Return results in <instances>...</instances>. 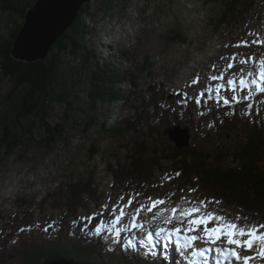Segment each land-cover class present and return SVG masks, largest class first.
Returning a JSON list of instances; mask_svg holds the SVG:
<instances>
[{
  "label": "rangeland",
  "instance_id": "obj_1",
  "mask_svg": "<svg viewBox=\"0 0 264 264\" xmlns=\"http://www.w3.org/2000/svg\"><path fill=\"white\" fill-rule=\"evenodd\" d=\"M91 3L95 16L87 21V24L94 32L92 42L103 63L108 60L125 77V83L120 87L124 97L113 104V114L108 122L110 131L105 132L101 124H98L94 125L90 132L84 133L85 135L72 132L74 134L71 133L69 142L62 141L52 149L38 143L27 149H20L10 158L1 152L0 249L5 242L7 245L15 244L21 247L22 242L27 239L24 234L30 226L31 229H35V225L50 229L54 219L64 217H69V222H93L94 226L99 220H103L108 232H114L118 227L122 231V237L131 239L135 244V236L146 237L149 230L159 227L170 229L173 226L165 224L164 220L171 216L172 207L188 206L187 201L181 200V197L211 200L213 196H221L225 198L221 200L222 204H209L208 210L225 214V209H231L232 197L229 194L220 190L226 196L218 195L215 188L211 190V194L210 191L202 192V189L208 188V183L200 181L199 178L204 170L195 171V168L206 169L215 163L224 169H240V164L232 155L246 144L245 138L243 136L241 140L232 132L225 133L224 130L213 127L212 123L219 118L214 119L212 115L203 114L206 116L205 122L201 121L199 127L188 124L182 127L187 130V136L181 132L178 142H188L186 146L177 148L184 149L180 151L182 154H179L184 160L182 167H185L188 174L198 173V177L194 176L191 185L184 189L185 192L181 191L184 195L176 199L157 197L159 191H155L164 186L161 183L169 182V176L179 173L173 169L169 171L170 174L165 175V167L167 169L172 165L170 162L168 164L161 156L147 157L150 165L144 167L147 171L142 175L130 166L131 159L128 161L129 156L136 152L139 143L144 141L152 146L145 142L146 148L141 152L174 149L176 142L165 135L166 126H161L159 131L153 129L155 133L149 134L145 128L144 134L141 128L135 132L116 131L114 128L120 125L127 127V120L135 119L133 116L136 108L151 106V112L154 103H157V109L169 106L173 114L181 118L179 97L191 94L192 88L204 90L200 85L202 81L211 85L209 92L214 89L213 98L217 99L218 105L249 114L250 104H255L251 100L256 98L260 101L258 105L264 110V94L252 92V99L241 104L232 99V96H242L245 93H232L233 86L222 87L219 94L215 92L216 87L225 85L228 79H239L248 71L260 69V61L264 60V0H229L226 6L222 3L208 4L204 0H91ZM245 9H248V12H244ZM240 13L245 15L244 18H241ZM17 22L20 20L15 16L0 12V35L7 36ZM241 60L245 63H240ZM229 63L234 65L233 68H228ZM241 69L244 70L243 73ZM196 72L197 76L191 80ZM221 74L225 77V81L221 83L210 79L212 75ZM197 78L198 83L187 82ZM238 86L235 85L237 88ZM11 87V83L2 79L0 74V100ZM220 94L227 96L224 100L228 99L230 103L225 105L223 99H218ZM196 103L192 105L198 114L206 113V108L214 107H207L200 99H197ZM201 105L204 107L201 108ZM226 109L222 107L220 111L225 112ZM65 114H68L67 107L63 104L56 105L52 124L62 123ZM41 139L44 140V135L37 133V140ZM96 145H100V153L93 158L91 150ZM179 156L173 163L179 161ZM117 165H123V172L126 171L125 168L130 170L128 178L114 174L113 166L118 168ZM261 166L264 168V163ZM138 179L141 180L140 183ZM202 179H205L204 174ZM146 181L156 182L159 188L149 187L150 195L136 197L132 208L126 209L128 215L119 224L112 223L113 205L126 203L129 196L147 189ZM240 186L237 192L247 189L241 184ZM190 189L196 191L191 192ZM83 192L88 194L81 197ZM242 193H248L247 197H251L252 191L248 188ZM68 195L71 200L67 199ZM121 196L124 197L123 202L120 201ZM149 197L152 200L164 199L166 202L157 205L153 213L147 210L140 213V222L147 225L146 229L127 228L126 225L131 223V213L140 204H150ZM244 199L246 200L245 197ZM245 200L237 199L234 203L246 206L249 202ZM104 205L108 206L107 209L103 208ZM102 211L103 215H100ZM93 214H96V219L84 222V218ZM228 214L234 217L239 213ZM244 216L248 219L245 221L242 218L241 224H264V205L257 207L256 211H248L247 215H241ZM9 231L11 236L7 235ZM45 232L49 233V230ZM143 251L147 255H141L142 257L151 256L149 251ZM257 251L258 246L249 255L255 257L256 264H264V258H260ZM38 259L40 260L35 263L41 264L44 257ZM6 264L23 262L13 256Z\"/></svg>",
  "mask_w": 264,
  "mask_h": 264
},
{
  "label": "trees",
  "instance_id": "obj_2",
  "mask_svg": "<svg viewBox=\"0 0 264 264\" xmlns=\"http://www.w3.org/2000/svg\"><path fill=\"white\" fill-rule=\"evenodd\" d=\"M36 1L0 0V12L15 16L20 20L15 23V28L11 29L7 36L0 35V74L2 79L8 80L12 85L9 92L0 100V154L3 152L9 158L20 149H27L38 143H43L44 147L52 149L62 141L69 142L72 132H76L77 135L79 133L86 134L94 125L101 124L105 132L110 131L108 122L113 114V104L121 101L124 97L120 87L125 83V77L108 60L103 63L92 42L94 32L87 24V21L94 19L95 16L91 1L83 6L78 19L57 41L45 60L26 63L12 57L13 44L24 25L26 13ZM228 1L204 0L208 4L222 3L225 6ZM248 9H245L244 12H248ZM239 15L241 18L245 16L242 13ZM191 102L192 104L196 103L195 98L191 95L186 94L181 98L179 105L182 108V111L180 109L181 118L174 115L168 108L169 106L157 109V103L152 105L151 112V106H145L142 109L136 108L133 116L134 121L127 120V127L120 125L114 129L135 132L141 128V132L144 134L143 129L145 128L149 134V132L155 133L153 129L159 131L161 126L167 128L172 124L192 126L197 123L198 127L202 119L206 117L203 114L212 115L214 119L219 118V121L217 119L212 123L213 127L224 130L225 133L232 132L241 140L244 136L246 144L232 155L233 159L240 164L238 170L224 169L217 166L216 163L209 167L204 165L207 170L195 168V171L204 170L202 174L205 179H202V174L199 178L200 181L208 183V188L202 189V192L209 193L210 191L209 194H211V190L215 188L218 195L229 194L232 197L231 209L227 208L230 213L247 215L250 210L256 211L257 207L264 205V168H261V164L264 163V110L260 105H257L251 106L247 115L237 109H230L223 113L220 109L222 107L224 109V106L215 105V108L210 107L206 113H201L197 118H194ZM205 103H208L209 106L213 105L210 101ZM58 104L65 105L68 114H65L62 123L54 125L51 120ZM154 120L156 121L153 124ZM37 133L43 134L44 140H37ZM145 142L148 144L147 141ZM144 143H139L136 152L133 155L130 154L131 156L128 158V161L131 159L130 166L138 174L145 175L144 172L147 169L144 167L150 165L147 157L156 158L159 156L162 157V160L165 159L167 163L172 164L167 169L165 167L167 170L165 174L168 175L169 171H173V169L180 173L179 176H169L171 177L169 182L155 190L159 191V194H178L191 185L194 176L198 177V173L188 174L185 167H182L184 160L179 154H182L180 151L184 149L178 150L175 147L170 150H163V148L141 152L146 148ZM99 147L100 145L93 146L91 150L93 158L100 153ZM178 156L180 157L179 161L173 163ZM154 165L156 166V164ZM117 167L113 166L114 174L117 177L124 175V178H128L130 170L125 168L126 171L123 172V165H117ZM149 176L152 177L151 174ZM137 181L140 183L141 180ZM240 184L252 191L251 197H247L248 193H242L247 189L243 188L242 192H237L241 187ZM76 185L79 186V184ZM145 185L147 189H144V192L147 193L149 187L156 186V182L146 181ZM141 186L143 187V185ZM220 190L226 194L221 193ZM84 194H88V192L81 193V197ZM213 198L219 201L225 199L221 196H213ZM67 199L71 200V196L68 195ZM237 199L245 200L250 204L246 203V207L237 202L234 203V200ZM55 220L51 222L49 233H46L45 228L41 225H35V229H31L30 226L24 234L27 239L22 242L21 247L15 244L7 245L5 242L0 249V264H6L13 256L21 259L23 264H36L35 262L40 260L38 258L47 256H63L79 264H156L155 258L161 259L160 255L146 259L136 256L134 253H123L121 246L126 242L125 240L121 241V245L118 246L116 241L110 237H97L90 230H84L81 221L69 222L68 217ZM262 222L264 223V218ZM7 235L11 236V231ZM111 248L116 250L110 251Z\"/></svg>",
  "mask_w": 264,
  "mask_h": 264
},
{
  "label": "snow or ice",
  "instance_id": "obj_3",
  "mask_svg": "<svg viewBox=\"0 0 264 264\" xmlns=\"http://www.w3.org/2000/svg\"><path fill=\"white\" fill-rule=\"evenodd\" d=\"M253 43H255V41H253ZM236 46L239 47V45ZM240 63L243 64L245 61L241 60ZM260 65L261 67L259 70L248 71L247 74L242 75L238 81L235 79H228L225 85H218L215 89L216 94L221 92L222 87L233 86L231 88L232 93H236L237 91L245 93L242 96H232V99L236 100L237 103L250 101L252 99V92L264 94V60L260 61ZM233 66L232 63L228 64L229 69L233 68ZM243 71L244 70L241 69V73H243ZM210 79L213 81L223 80L224 76L223 74L219 76L212 75ZM198 82V78L192 81V83ZM237 83L239 85L238 88L235 87ZM204 94V92L200 93L201 96H204ZM223 103L227 105L230 101L225 99ZM175 175L179 176L180 173H176ZM168 178L171 179V177ZM190 191L195 192L196 189H190ZM139 195L140 193H135V195L129 196L126 203L113 205L111 208L114 217L112 223L119 224L121 220L128 215L126 209L132 208L134 200ZM148 199L151 200L150 204H140L131 213V223L130 225H126L127 228L131 230L146 229L147 225L140 222V213L143 210L153 213V209H156L157 205H163L166 202L164 199L152 200L151 197ZM181 200H186L188 206L181 207L180 205H176L172 207L171 216L164 220L165 224L173 225L170 229L159 227L158 230L147 231V235L143 239L147 241L146 247L150 250L149 254L155 255V249L159 247V245L155 243V235L161 237L165 250L168 248L169 243H174L181 255H185L190 251L191 256L197 258L194 260L193 264H208V253L213 250L223 261H243V264H249L254 257L250 255L242 256L240 249H243L245 252H252L257 246V255L260 258H264V231H262L264 230V224H241L240 220L243 218L247 221V216L241 217V215L237 214L233 217L228 214L230 210L227 209L224 210L225 214H220L219 211H209V204H222L221 201L215 200L214 198L211 200L199 198L192 200L181 197ZM120 201H124L123 196L120 197ZM107 207V205L103 206L104 209H107ZM100 215H103V211ZM84 219L85 221L94 220L96 219V214ZM153 219H155V214H153ZM81 226L88 228L87 223ZM48 230V228L44 229V231ZM94 230L97 236H103L105 232H108L104 227L103 220L97 222L94 226ZM108 235L116 241L118 246L121 245V240L119 238L122 236V231L120 228L117 227L114 233L108 232ZM143 239L141 241L142 243ZM225 244L227 245L226 247L223 246ZM201 245H207V247H201ZM122 247L126 254L136 253L135 245L131 239L124 242ZM109 250L115 251L116 249L111 248ZM218 264H221V261H218Z\"/></svg>",
  "mask_w": 264,
  "mask_h": 264
},
{
  "label": "water",
  "instance_id": "obj_4",
  "mask_svg": "<svg viewBox=\"0 0 264 264\" xmlns=\"http://www.w3.org/2000/svg\"><path fill=\"white\" fill-rule=\"evenodd\" d=\"M91 0H37L25 16L12 49L16 60L33 63L45 60L57 41L73 26L83 6ZM181 132L187 136V130L181 127H170L165 135L176 142L179 149L188 142L180 144ZM41 264H76L66 257H45Z\"/></svg>",
  "mask_w": 264,
  "mask_h": 264
},
{
  "label": "bare ground",
  "instance_id": "obj_5",
  "mask_svg": "<svg viewBox=\"0 0 264 264\" xmlns=\"http://www.w3.org/2000/svg\"><path fill=\"white\" fill-rule=\"evenodd\" d=\"M187 99V98H186ZM183 102V101H182ZM185 103V102H184ZM191 104H192V102H191ZM189 105V104H188ZM196 105V104H195ZM194 106V105H193ZM199 107V106H198ZM194 108H195V106H194ZM184 109V108H183ZM174 110V109H173ZM181 111H182V108H181ZM195 111V110H194ZM185 115V114H184ZM201 119V118H200ZM189 123H191V122H189ZM196 125H197V123H196ZM197 127V126H196ZM199 127V126H198ZM202 131V130H201ZM234 178V177H233ZM228 187V186H227ZM136 238V237H135ZM135 241H137V240H140V239H134ZM173 244V243H172ZM205 245H201V247H204ZM227 246V245H226ZM122 247V246H121ZM123 253H124V251H123ZM240 253H241V255L243 256L244 254V250L243 249H240ZM246 253H248L247 255H249V253H251V252H246ZM186 255H188L189 257H191V259L193 260V258L194 257H192L191 256V252L189 251V252H187L186 253ZM251 256V255H250ZM254 257V256H253ZM132 259V258H131ZM214 260H216V261H221L222 263H224V264H235L236 262H234L233 263V261H223L222 260V258L220 257V256H218V254L215 252V251H213V254L211 255V256H208V264H210V262H212V264H215V262H214ZM129 261V260H128ZM201 261H202V258H201ZM243 264V261H240L239 263H236V264ZM262 263H263V261H262ZM161 264H163L162 262H161ZM186 264H188V261H186ZM250 264H256V261H255V257L250 261Z\"/></svg>",
  "mask_w": 264,
  "mask_h": 264
}]
</instances>
